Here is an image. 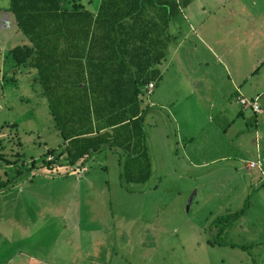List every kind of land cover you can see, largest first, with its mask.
Returning a JSON list of instances; mask_svg holds the SVG:
<instances>
[{"label":"rangeland","instance_id":"rangeland-1","mask_svg":"<svg viewBox=\"0 0 264 264\" xmlns=\"http://www.w3.org/2000/svg\"><path fill=\"white\" fill-rule=\"evenodd\" d=\"M177 1L159 74L138 99L148 176L123 181L117 146L81 167L64 153L41 163L61 138L34 68L14 64L8 48L25 36L0 0V178L11 182L0 192V264H264V113L236 101L228 78L247 71L249 54L264 57V0H223L201 21L195 0ZM251 23L259 32L241 43L234 34ZM261 79L264 65L239 81L246 98Z\"/></svg>","mask_w":264,"mask_h":264},{"label":"trees","instance_id":"trees-1","mask_svg":"<svg viewBox=\"0 0 264 264\" xmlns=\"http://www.w3.org/2000/svg\"><path fill=\"white\" fill-rule=\"evenodd\" d=\"M177 3L99 0L93 10L79 0L68 6L60 0H8L5 8L25 36L8 50L15 66L27 60L34 68L32 78L61 138V149L55 153L54 147H46L41 163L48 165L64 153L68 163L81 167L99 146H117L123 181L147 178L138 99L147 91L145 84L153 80V87L159 74L156 64L164 56L166 27ZM14 161L16 157L4 158L5 164ZM10 183L0 178V189ZM246 204L244 200L222 218L216 231L239 216Z\"/></svg>","mask_w":264,"mask_h":264},{"label":"crops","instance_id":"crops-1","mask_svg":"<svg viewBox=\"0 0 264 264\" xmlns=\"http://www.w3.org/2000/svg\"><path fill=\"white\" fill-rule=\"evenodd\" d=\"M175 1H177V0H175ZM187 1L188 0H181V5H184L185 2L187 3L186 5H190V4H188ZM222 1L223 0H206L204 2L203 1L202 2H199L198 1L197 3H195L196 2V0H195V1H193V3L196 5L197 8H201L202 9L201 10L202 12L201 11H190L189 10V13L190 14L193 13V15L196 17V20L199 19L201 21L203 19V17H204L203 15L206 16L207 14L213 13L212 12L213 9H215L216 7L218 8L219 3L221 4ZM179 3H180V1L177 3V8L178 9H179ZM97 4H98V2H97ZM97 4H96V6H97ZM96 6L93 7V10L96 8ZM238 7L237 8H230V13L237 12L238 11ZM181 8H182V6H181ZM259 24H261V23H258L257 26H255L254 24L251 23L246 28L238 27L237 30H240L241 33L240 34L239 33L238 34H234V37L235 38L236 37L237 38L239 37V40H240L241 43H243V41H245V40H243V38H241L245 34H246L245 37L247 36L248 39H251V36L255 33V30L257 32H259V28H260L259 27ZM233 25H234V23H233ZM239 25H242V24H239ZM236 28H237V25L235 26V28L233 27L234 31H236ZM248 56L251 59V61H250V64H248V67L246 68L247 71H245V72L242 71V73H240L238 75H234L235 77L234 76H229L228 77L231 85H233V87H235V85H236V87H237L236 88V93L234 94L235 100H236V95H242V96L246 97L244 95V93H243L244 90L242 89L239 81L242 80V79H244L247 76H252V74L256 73V71L258 70V68L260 66H263L264 65V57H262V54H261L260 51L258 53H256V54H249ZM250 85H251V87H250L249 90L247 89L248 92H246L247 93L246 95L248 96V98L255 97V101L257 103V111H254V110L253 111L254 112H258V113L259 112L260 113L261 112L264 113V80L261 79L259 81H256V82L251 83ZM248 93H251V94H248ZM238 111H240V110H238ZM263 119H264V115H263ZM222 129H225V126H223ZM205 162L206 161H204L202 163H205ZM3 191H4V189H0V192H3ZM39 255L40 254H38V256ZM5 260H6V258H3L2 260H0V263H6Z\"/></svg>","mask_w":264,"mask_h":264},{"label":"built area","instance_id":"built-area-1","mask_svg":"<svg viewBox=\"0 0 264 264\" xmlns=\"http://www.w3.org/2000/svg\"><path fill=\"white\" fill-rule=\"evenodd\" d=\"M152 84L153 82L152 81H148L146 84H145V87H146V90L149 91L150 88L152 87ZM236 99L237 101L240 103V104H244V105H247L249 106L252 110L254 111H257V103L255 101V97L253 98H246L242 95H236ZM247 165L248 166H254L256 165V163L254 161H249L247 162Z\"/></svg>","mask_w":264,"mask_h":264}]
</instances>
